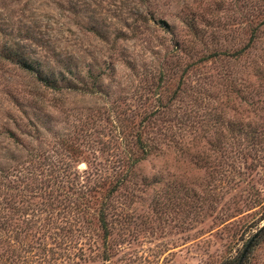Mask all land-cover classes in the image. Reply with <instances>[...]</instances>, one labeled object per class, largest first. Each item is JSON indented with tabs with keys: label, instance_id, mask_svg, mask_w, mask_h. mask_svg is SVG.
Listing matches in <instances>:
<instances>
[{
	"label": "rangeland",
	"instance_id": "obj_1",
	"mask_svg": "<svg viewBox=\"0 0 264 264\" xmlns=\"http://www.w3.org/2000/svg\"><path fill=\"white\" fill-rule=\"evenodd\" d=\"M263 226L264 0H0V264H219Z\"/></svg>",
	"mask_w": 264,
	"mask_h": 264
},
{
	"label": "trees",
	"instance_id": "obj_2",
	"mask_svg": "<svg viewBox=\"0 0 264 264\" xmlns=\"http://www.w3.org/2000/svg\"><path fill=\"white\" fill-rule=\"evenodd\" d=\"M15 47V43H4L3 46V58H8L9 62L13 63V61H15L14 63H18L23 67L27 68L29 67V62L31 63L32 61L28 60V57H25V55L14 48ZM24 69V68H23ZM99 224L102 226V230L104 232V234H106V228L107 226L105 225V219L102 217H100V219L98 220ZM264 233V226L262 228L259 229V231L256 234V237L260 234ZM256 237L254 238V240L256 239ZM254 240L252 241L251 245L253 244ZM250 245V246H251ZM243 263L238 260H235L234 258H228V259H224L223 261H221L219 264H247L246 261V257L243 258Z\"/></svg>",
	"mask_w": 264,
	"mask_h": 264
},
{
	"label": "water",
	"instance_id": "obj_3",
	"mask_svg": "<svg viewBox=\"0 0 264 264\" xmlns=\"http://www.w3.org/2000/svg\"><path fill=\"white\" fill-rule=\"evenodd\" d=\"M255 237H256V233L250 238V240H249V241L247 242V244L245 245V247H244V249H243V251H242V253H241V257H240V259H239L240 262H241V260H242V258L244 257V255H245L247 249L250 247V245H251V243H252V241L254 240Z\"/></svg>",
	"mask_w": 264,
	"mask_h": 264
}]
</instances>
